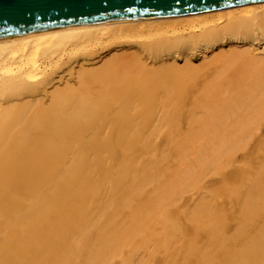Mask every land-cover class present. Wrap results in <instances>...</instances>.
Segmentation results:
<instances>
[{
    "label": "bare ground",
    "instance_id": "bare-ground-1",
    "mask_svg": "<svg viewBox=\"0 0 264 264\" xmlns=\"http://www.w3.org/2000/svg\"><path fill=\"white\" fill-rule=\"evenodd\" d=\"M261 39L264 0L0 39V264H113L118 259L119 264H151L133 248L142 239L137 227L153 212L160 214L163 203L174 202L192 181L173 172L169 184L164 176V183L152 182L153 191L146 194L140 185L150 184L147 178L159 171L145 176L146 165L138 167L127 152L142 146L149 152L162 144L177 158L180 147L196 144L194 157L191 148L182 152L189 156H181L184 173L188 166L215 169L231 148L262 145L263 139H242L264 132ZM177 47L195 51L179 59ZM190 83L203 98L189 109L198 116L189 118L186 140L178 141L182 125H167L173 117L166 107H153L145 119L133 103L148 86L167 97L172 85ZM151 136L164 138L155 143ZM190 157L194 160L187 163ZM106 163L115 164L114 175L100 169ZM125 166L134 167L140 178H131L135 174L123 171ZM256 170L258 175L264 166ZM195 172L189 176L196 178ZM258 193V200L238 203L244 226L264 211V188ZM132 197L140 199L139 207L128 203ZM123 209L126 224L120 228L109 220L100 242L94 233L97 215ZM260 242L241 246L240 259L230 258L224 248L227 259L221 262L201 249L194 264H264V258L244 259L264 256ZM165 255L170 260L163 264H174V256Z\"/></svg>",
    "mask_w": 264,
    "mask_h": 264
},
{
    "label": "rangeland",
    "instance_id": "rangeland-1",
    "mask_svg": "<svg viewBox=\"0 0 264 264\" xmlns=\"http://www.w3.org/2000/svg\"><path fill=\"white\" fill-rule=\"evenodd\" d=\"M262 40L263 39L260 40V43H264ZM193 51H195V48L183 51L180 47H177L174 54L179 56L178 58L180 59L185 53ZM194 86V83L172 85L171 88L167 90V93L170 90L167 97L159 95L160 89L148 86L145 88L143 97L138 100H134L138 101V103H133L138 105L139 113L141 112L140 116L145 119L150 118L149 116L155 111L154 109L156 107H166L164 109L166 111H170L173 117L167 121V125H182L183 129L180 133H178L179 135H177L178 141L180 139L186 140L185 134L188 130L185 126L188 125L189 118L198 116V114L191 113V111L189 112V109L196 106V104L199 105L201 102L200 100L203 98L202 93L193 89ZM153 107L155 108L153 109ZM118 114L121 115L118 118L123 116L121 113ZM230 117L232 118L233 116ZM203 121L206 122L205 120ZM147 123L148 122L145 120V124ZM163 138L164 137L158 139L157 136L150 137V139L153 142L155 141V143H158L159 141L161 142ZM242 139H244L243 142H256L263 139V142L259 147H253L252 142L251 148L244 147L243 149H240L235 147V150L231 148V151L229 150L230 152L228 151L229 154L227 155L225 151V154L223 155H226V158L224 156L220 157L219 162L213 166L215 169L211 168L206 171V166L205 172L203 169L204 167L201 168L204 171L203 174H201L203 171H200L201 169H199V167H194L195 165L193 166L195 168L194 171V168L188 166L186 167L188 171L185 170L183 173L182 169H184V166H181L180 163L183 156L189 157L195 149L198 150L196 144H192V147H188L191 148L190 150L188 148L185 149L186 147H180L182 151L180 156L179 153H177V156H182L181 159H178V157L176 158L175 152L172 150L173 148L171 146H163L162 144L149 152H147L146 148H143V146L141 150L134 151V148H131L130 151L127 152L129 157L135 156L137 161L140 162L137 165L138 167L146 165V167L143 166L144 168H142V170L145 171L143 174H145L146 171H159L157 176H154L151 179L147 178L148 172L145 174V176H147V182L150 184H141L140 188L146 194H150L153 191L152 182L160 180L163 183L165 181L166 183L164 184H167L169 179L171 177L173 178V172H176L175 174H182L187 178L190 177L189 182L192 181L189 186L185 185L186 190L184 189L185 191L183 192L181 191L183 190V187L180 189V187L178 188L176 186V190L180 189L182 192L176 194V200L171 203L164 202L162 206L163 210L159 212L160 214L153 212L150 216L148 215L149 217L147 216V220H142L141 226L138 225L137 229L140 230L136 234H141L142 239L139 244L133 245V248L134 246L137 247L135 248L136 252L138 251L139 254L143 253L145 255V259L149 260L151 264H163L167 260H170L169 257H165V254L168 253H171L174 256V264H194V253L204 249L209 256L216 258L217 262H221L222 260L224 261L227 259L226 256L221 254L224 248H227V251L232 253L230 258L240 259L242 256L238 254V251L242 248L241 246L246 244L252 245L255 243H261V240L264 242V234L262 235V239H257L256 237L257 235L259 236V233L264 231L262 228L264 223V211L253 222L246 226H244L245 223L243 221V216L239 213L240 205L242 203L254 202L262 195H259L260 193L258 192L264 188V170L262 173L257 175V173L254 174V169L256 170V168L261 165L264 166V132L262 135L259 134V136L258 134L250 135L247 133ZM167 141H169V139ZM189 144L190 143H188V145ZM192 148L195 149L193 150ZM163 151L167 152L163 153ZM185 151L189 152L188 154H191L188 156L185 154L187 153ZM146 152L150 155L146 154ZM182 152H185V155H183ZM161 153L168 155L165 160L161 158ZM194 154L195 153H193V155ZM193 155L192 157L196 154L194 156ZM152 156H154L155 159L152 158ZM151 158L153 159L152 164L154 166L150 167V164L148 165V163ZM190 159L191 162H193L192 159L194 160V158L191 157L188 158L186 162L188 161L187 163H189ZM155 163H159L160 167ZM183 164L186 163L183 162ZM100 169H107V171L111 173L114 172L113 175L117 172L116 166L113 163H106L103 168L101 167ZM189 169L191 171H189ZM122 170H127V172L135 174L131 176L134 180H138L140 178L139 173L134 171V167L125 166ZM193 172L196 173V175L194 174V176H197L196 178H193ZM160 173L162 176L159 177V175H161ZM189 173L192 175L190 174L191 176H189ZM169 174L172 175L170 176ZM164 176H168L166 178L167 180H164ZM171 183L172 182L170 181V186H172L169 187L168 185V187L173 191V186L175 184ZM166 187L167 186H165V188ZM244 189H248L249 191L244 193ZM106 198L107 197H103L102 201ZM139 202L140 199L132 197L128 203L139 207L141 205ZM238 203L240 204L239 209ZM122 212L118 215L113 213L111 214L109 212L102 214L99 213V215H97L94 233H97L98 236L101 237L100 242H102L103 238L108 235L102 233L101 230H108V228L111 227L108 223L109 220H112L117 227L120 228L126 224L127 216L125 214V209H123ZM87 217H89V214H87ZM87 219L88 218H86V220ZM240 229L243 230L242 233L239 232ZM92 242H94V239ZM244 256H246L244 257L246 260H262L264 258V256L261 255L255 258L248 255ZM119 263V259L113 261V264Z\"/></svg>",
    "mask_w": 264,
    "mask_h": 264
},
{
    "label": "water",
    "instance_id": "water-1",
    "mask_svg": "<svg viewBox=\"0 0 264 264\" xmlns=\"http://www.w3.org/2000/svg\"><path fill=\"white\" fill-rule=\"evenodd\" d=\"M263 0H0V39L90 23L182 14Z\"/></svg>",
    "mask_w": 264,
    "mask_h": 264
}]
</instances>
